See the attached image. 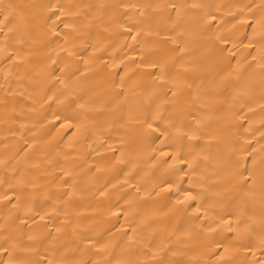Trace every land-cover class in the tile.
I'll list each match as a JSON object with an SVG mask.
<instances>
[{"label": "bare ground", "instance_id": "bare-ground-1", "mask_svg": "<svg viewBox=\"0 0 264 264\" xmlns=\"http://www.w3.org/2000/svg\"><path fill=\"white\" fill-rule=\"evenodd\" d=\"M0 3L29 21L0 32V245L10 249L0 264L18 254L39 264H206L211 236L197 217L247 207L259 219V188L225 191L221 161L264 157V0ZM47 3L71 15L34 7ZM170 113L189 134L198 128L188 143L199 155L193 168L176 166L189 175L167 191L177 176L159 151L171 141L157 131L145 142L139 121ZM181 189L198 199L178 204ZM255 240V256L241 249L237 264L264 261Z\"/></svg>", "mask_w": 264, "mask_h": 264}, {"label": "snow or ice", "instance_id": "snow-or-ice-1", "mask_svg": "<svg viewBox=\"0 0 264 264\" xmlns=\"http://www.w3.org/2000/svg\"><path fill=\"white\" fill-rule=\"evenodd\" d=\"M18 7L21 6L13 4L3 5L0 3V32H3L4 28H7L8 32H13L17 27L21 29L27 28L29 21L23 11L16 10ZM34 7L42 8L57 18L71 15V13L63 11L62 5L53 3L36 5ZM170 7L175 9L177 6L173 4L170 5ZM188 7L191 9H197L203 7V5L192 3L188 5ZM260 7L262 8V13L260 20H257V24L264 27V5ZM141 15H143V13H141ZM46 19H51V16L46 17ZM215 19L216 16L211 13H208L205 16V20L214 21ZM239 23L243 26L246 21L240 20ZM71 26L72 25L69 22H64L65 28H70ZM255 31L256 29L254 28L253 33H255ZM216 39L222 44H227L229 41L227 36L218 35ZM260 39L262 46H264V33L261 34ZM248 46H251V41ZM65 51L68 56L73 55L72 51L67 49H65ZM178 51L183 52L184 49L180 48ZM225 52L230 53L231 56L235 55L234 53H231V50L228 48L220 49L221 54ZM255 59L256 57L253 56V60ZM262 59H264V56H262ZM55 62L56 61H53V63ZM237 63H239V61H237ZM150 67L159 68L162 75L158 77V79H163V73L166 72V69L162 63L154 61L151 62ZM262 67H264V65H262ZM153 75H155V73H153ZM56 79L60 80L59 77H56ZM61 83H63V81H61ZM175 94L176 93H173V95ZM45 99L50 100L52 97L49 96ZM77 107L83 108L84 106L78 104ZM56 119H60L59 115L56 116ZM67 119L70 118L66 117V120ZM179 121V115L171 113L167 118L159 114H153L151 117L145 116L139 121L145 142H147V139L157 131L165 136L166 141H171V143L168 144L167 150L161 149L159 151L160 157L164 158L161 163L169 164V166L173 168L174 174L177 176L175 182L167 183V191H171L174 184L177 188L179 187V184L182 183V180L180 179L181 174L184 176L189 175V173L184 172L183 168L176 166L185 165L188 168H193V161L199 155V153H195L194 155V149L192 145L188 143L198 138L196 136L198 128L193 129L192 134H189ZM69 126H71V124H69ZM61 127H63V125H61ZM259 155V153H256L255 150H253L247 151L246 156L241 155L238 159L232 158L229 160H222L221 171L224 175V184L222 185V188L225 191L243 193L245 196L250 197L253 190L258 187L261 193V199L264 200V157L258 162L257 157ZM189 157H192V159H189ZM179 191L183 198L177 199L178 204H187V202L197 200L199 197V194H194L193 191L188 189H181ZM222 203V201L218 200L215 204L209 205V208H214L216 205ZM203 207L204 206L201 205V208ZM197 211L199 212L200 208H197ZM41 219L43 220L44 217L41 216ZM197 219L200 221V224L198 225L200 232L211 236V239L207 241L206 247L208 249V254L214 256L215 259L206 262V264H237V261L234 258V253L241 251V249L252 252L254 246L252 241L254 237L256 238L255 247L264 251V211H261L259 219H257L253 212L247 207H239L235 211H229L226 213H217L213 217H209L208 212L205 211V216L197 217ZM29 239H32V237L30 236ZM244 239H247L249 243H240V241ZM0 251L9 252L10 249L0 245ZM23 251L24 249L21 248L20 252ZM252 255L255 256V252H252ZM5 264H39V262H32L26 256L18 254L14 257H10ZM47 264H53V262L49 260L47 261ZM66 264H71V261H67ZM177 264H179V262H177ZM196 264H201V262L197 261ZM254 264H264V261L254 262Z\"/></svg>", "mask_w": 264, "mask_h": 264}]
</instances>
